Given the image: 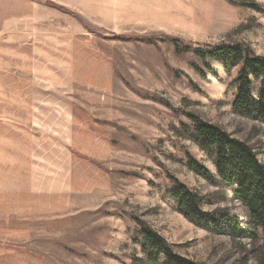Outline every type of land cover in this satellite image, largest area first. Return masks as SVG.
I'll list each match as a JSON object with an SVG mask.
<instances>
[{"label": "rangeland", "instance_id": "rangeland-1", "mask_svg": "<svg viewBox=\"0 0 264 264\" xmlns=\"http://www.w3.org/2000/svg\"><path fill=\"white\" fill-rule=\"evenodd\" d=\"M248 1L262 12L232 4ZM160 37L264 57V0H0V264H148L136 220L192 261L264 264L263 231L204 230L170 197L176 180L246 226L181 128L196 115L264 164V123L232 108L238 67L201 77Z\"/></svg>", "mask_w": 264, "mask_h": 264}, {"label": "trees", "instance_id": "trees-1", "mask_svg": "<svg viewBox=\"0 0 264 264\" xmlns=\"http://www.w3.org/2000/svg\"><path fill=\"white\" fill-rule=\"evenodd\" d=\"M232 4L262 12L253 2ZM159 40L170 43L176 56L190 54L198 62H191L190 65L201 77H205L206 72L215 75L211 67L213 61L220 62L226 72L238 67L232 81L235 87L232 108L244 117L264 123L263 56H256L248 47L238 44L193 45L172 37H160ZM141 41L145 44L156 43L153 38L148 37L141 38ZM254 81L259 83L256 98L252 95ZM187 118L190 124H182L181 130L190 133L193 142L211 159L219 182L230 191L232 199L245 207L248 223L242 226L235 215L224 209L203 211L201 197L173 180L170 197L176 203L177 212L197 227L213 233H225L232 239L244 236L253 238L257 229L264 232V164L249 145L221 127L193 114H187ZM185 159L189 170L201 174L209 181L214 180V175L191 155L186 153ZM136 222L141 238L140 249L148 264H202L176 254L163 237L148 228L144 222Z\"/></svg>", "mask_w": 264, "mask_h": 264}]
</instances>
